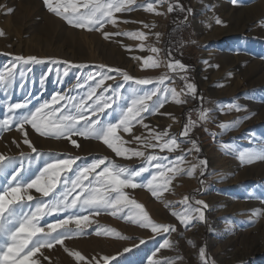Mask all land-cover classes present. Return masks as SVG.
<instances>
[{
  "label": "rangeland",
  "instance_id": "rangeland-1",
  "mask_svg": "<svg viewBox=\"0 0 264 264\" xmlns=\"http://www.w3.org/2000/svg\"><path fill=\"white\" fill-rule=\"evenodd\" d=\"M145 2L146 0H137L138 4ZM168 3H178L185 10L174 8L173 12L168 13L166 3L155 5L157 11L163 13L156 15L138 7L132 12L115 14L116 25L108 23L101 31H89L74 28L63 18L49 12L44 0H0V32L3 33L0 35V72L5 71L16 56H34L45 61L40 64H17L14 85L7 89L0 86V118L6 117L9 102L28 99L31 101L29 108L34 110L54 94L67 93L78 82L83 83L88 74L100 70V65L105 66V72L112 68L127 72L134 78H156L168 72L166 63L169 60H179L190 69L181 75H187L188 82L197 87L195 98L181 94V99L186 103L177 104L169 99L159 113L146 116L143 123L148 128L135 124L130 133H119L129 142L125 147L138 148L145 151L146 155L167 156L169 160H174L179 155L185 156L184 162L179 165L184 171L175 176L168 186L169 190L159 199L143 187L125 190L130 199H135L144 206L154 222L158 223L159 218L165 216L168 224L176 226L173 251L167 250L171 255L157 257L156 249L172 233L144 237L150 229L132 224L121 215L112 216L110 211H101L99 214L86 211L80 213L89 215V226L84 233L66 240L64 246L55 245L51 249L42 250L48 259L41 258V264H77L75 258L64 251V247L79 251L87 258L80 264H87L93 257L100 259L103 256L116 257L110 264H148V258L154 256L155 260H169L172 264H179V261L182 264H195L189 260L186 238L194 240L197 252L205 247L208 264H264V160L242 164L237 158V150L264 149V0H240L236 6L230 0H168ZM255 15L259 16L254 19L257 22L253 21L252 25L244 28L243 22L253 19ZM217 19L222 23L217 24ZM144 24L149 27L145 28ZM179 25L183 29L180 32L178 57L166 59L163 53L165 35L170 27ZM105 31L145 32L150 46L161 50L159 56L164 63L156 69L142 68V59L134 57L144 58L156 54L148 53L146 49L141 51V41L126 36L106 39L103 35ZM157 33L160 34L158 39ZM109 57L112 58V65H108ZM51 60L69 63L53 64ZM66 68L67 76L64 75ZM21 72L24 73L23 76L20 75ZM107 74L116 79L107 80L104 87H115L123 83L122 76L117 72ZM169 74L173 79L166 81V85L180 92L185 82L179 79V75ZM147 87L152 88L153 85ZM102 90L98 89V93ZM83 91L84 89H77L71 94ZM108 94L110 91L106 93ZM233 101L244 106L242 110L229 111L224 107L221 111L218 102L228 104ZM201 109L209 110L207 121L199 120ZM110 118L115 122V116ZM189 119L196 120L197 125L188 137H183L181 133ZM233 121L239 123L231 130L223 131L219 127L221 123ZM149 129L155 132L167 131L168 138H177L180 148L172 153L161 152L159 148H144L133 140L136 135L147 137ZM25 132L38 152L58 153L60 158L79 156L81 159L77 161V165L91 163L94 158L108 157L122 166L137 169L144 166L142 158L117 157L101 141L74 137L80 144L77 148L67 139L41 137L29 125L25 126ZM24 139V132L15 125L0 131V155L15 158L16 168L20 166L22 159L27 168V157H32V167L24 173L26 179H32L50 161L46 155L37 157L24 143ZM191 141L196 142L199 152L192 149ZM226 144L230 145L227 149ZM189 149H192L190 153ZM21 153L24 154L23 158ZM204 159L207 161L206 167L200 166L192 176H188L187 170L192 164L199 165ZM14 170L15 168L7 170L8 178ZM154 171L155 169L150 168L136 182L146 183ZM0 185L7 186L4 177H0ZM29 191L35 198L47 199L36 193L35 189ZM224 194L231 198L226 206L221 202ZM185 196L192 203L203 200L208 205L204 209V222L193 221L185 228L171 215L172 211L182 210L180 201ZM223 208L227 211L223 212ZM68 214L65 212L46 216L41 220V225L64 219ZM69 227L75 229L74 224ZM105 229H114L128 239H120L115 234H96L98 230L103 232ZM141 240L145 243L141 244ZM125 248L130 251L124 252ZM197 264H202L201 258Z\"/></svg>",
  "mask_w": 264,
  "mask_h": 264
},
{
  "label": "snow or ice",
  "instance_id": "snow-or-ice-1",
  "mask_svg": "<svg viewBox=\"0 0 264 264\" xmlns=\"http://www.w3.org/2000/svg\"><path fill=\"white\" fill-rule=\"evenodd\" d=\"M230 2L236 6L240 0H230ZM166 3L168 4V13L173 12L174 8L185 10L182 5L178 3L173 5L168 3V0H146L144 4H138L137 0H44L49 12L63 18L74 28L89 31H101L108 23L116 25L115 14L132 12L138 7H142L147 13L162 15L163 13L158 12L155 5ZM216 23L221 24L222 21L217 19ZM144 27L148 28L149 25L144 24ZM0 35L3 33L0 32ZM103 35L106 39L112 36H126L133 40H139L141 41L139 45L141 51L146 47L143 41L148 38L143 31H117L115 33L105 31ZM159 35L156 34L157 39ZM148 50L156 55L144 58L134 57V59H142V68L144 69L160 68L164 63L159 56L161 50L154 46H148ZM44 62L34 56L14 57V62L5 71L0 72V86L7 89L14 85L17 75L15 69L18 63L40 64ZM51 63L69 62L51 60ZM70 66L85 67V65ZM166 67L168 72L156 78H134L120 69L108 68L107 72L115 71L121 75L123 83L117 84L115 87L112 85L104 87L107 80L116 78L108 75L104 71L105 66L100 65V70L88 74L83 83L78 82L67 93L54 94L50 100L43 101L34 110L29 108L31 101L28 99L23 102L7 104V115L5 118H0V131L15 125L18 130L24 132V143L31 148V151L36 153L37 157L48 156L50 162H46L34 178L26 179L24 173L32 167V157H27V168L23 159L20 166L16 168L15 158L0 155V177H4L7 181V186L0 185V264H41V258L48 259L42 250L51 249L55 245L64 246L66 240L84 233L85 228L89 226V215H80V213L86 211L94 214L110 211L112 216L121 215L123 219L139 225L141 228L150 229L155 234H170L177 231L175 225L154 222L144 206L137 203L135 199H130L125 190L143 187L153 197L159 199L164 192L169 190L168 186L175 176L184 171L179 165L184 162L185 156L179 155L174 160H169L167 156L146 155L145 151L138 148L125 147L129 142L119 134L121 131L130 133L135 124H141L148 128L143 123L146 116L159 113L169 99L177 104H183L186 101L181 99V94L196 97V85L188 82L187 75H181L190 69L179 60H169ZM169 73L179 75V79L185 82L180 92H177L176 88L166 85V81L173 79ZM20 75L23 76L24 73L21 72ZM64 75H68L67 68ZM92 81L95 83H90ZM149 85H153V87L148 88ZM101 88L103 90L98 93V89ZM77 89H84V91L72 95L71 93ZM109 91L110 94L106 95ZM218 105L221 106V111L224 107H227L229 111L233 109L240 111L244 107L237 105L234 101L228 104L218 102ZM208 113V109H201L199 120L207 121ZM112 116L116 117L115 122L110 118ZM238 123L239 121L221 123L219 127L223 131H228ZM26 125H29L41 137L57 140L67 139L77 148L80 147V144L74 137L101 141L117 157L142 158L144 166L138 169L122 166L108 157L94 158L91 163L77 165V161L81 159L79 156L60 158L58 153H40L27 138ZM196 125V120L189 119L184 125L181 136L188 137ZM168 137L167 131L155 132L149 129L147 137L136 135L133 140L139 142L144 148H159L161 152H175L180 148V143L175 136ZM153 141L156 142L153 143ZM191 143L192 149L199 152L200 149L196 142L191 141ZM229 147L230 145H225L226 149ZM192 149L188 150L189 153ZM21 157H24L23 153H21ZM237 158L242 164L264 160V149L237 150ZM74 165L77 166L74 168ZM206 165V159L201 160L199 165L192 164L187 170V175L192 176L198 167H206ZM9 168H15L10 178H8L7 172ZM150 168L155 171L152 172L146 183H137V178L149 172ZM97 169L100 171L97 172ZM203 174L202 168L201 175ZM32 189L47 199L35 198L29 191ZM180 204L183 206L182 210L172 211L171 215L185 228L190 226L193 221H205L204 209L208 205L203 200H195L192 203L190 198L185 196ZM65 212L69 213L66 218L47 223L44 226L41 225V220L44 217ZM70 224H74L75 229L69 227ZM96 234H115L120 239H128V237L115 232L114 229H105L103 232L98 230ZM140 243L143 244L145 241L141 240ZM168 247H171V244L166 238L156 251ZM64 251L74 257L77 264L87 259L79 251H71L67 247H64ZM128 251H130L129 248L124 249V252ZM199 255L202 264H208L205 247L200 248ZM115 259L116 257L111 256H103L100 259L93 257L87 261V264H110ZM148 264H172V262L169 260L159 261L149 257Z\"/></svg>",
  "mask_w": 264,
  "mask_h": 264
},
{
  "label": "bare ground",
  "instance_id": "bare-ground-1",
  "mask_svg": "<svg viewBox=\"0 0 264 264\" xmlns=\"http://www.w3.org/2000/svg\"><path fill=\"white\" fill-rule=\"evenodd\" d=\"M254 9V8H253ZM254 11L256 12L257 9H254ZM259 16L255 15L253 17V19L251 20H245L243 22L244 24V28L247 27L248 25H252L253 24V21H256L257 20H254L256 18H258ZM249 37H253L252 35H249ZM145 49L146 51L149 53L150 51L148 50V46H150V44L148 43V40H145ZM108 65H112V58L109 57V60H108ZM231 200L230 196L228 194H224L222 197H221V202L224 206H226L227 202ZM220 202V203H221ZM227 209L226 208H223V212H226ZM154 220V218H152ZM163 220V221H161ZM159 222L160 223H164V224H168V219L164 216V217H161L159 218ZM158 222V223H159ZM148 230V229H147ZM155 233H153L151 230H149V232H147V234H145L144 237H151L153 236ZM175 234V232H172V236H170L168 239L170 241V244H171V247H168V248H163V249H160L158 251V253L156 254L157 257H166L168 255H171V254H168L167 250H170V251H173V243H174V238H173V235ZM162 234H159V236H161ZM159 238H162V237H159ZM157 240V239H156ZM162 240V239H161ZM194 240L192 238H186V247L188 248V251H187V254L189 256V260L190 262L192 263H195L197 264L199 261H200V255H199V252L195 251V244H194ZM158 248H159V245H158ZM156 256L153 257V259H156ZM170 259V258H169ZM183 262L182 261H179V264H182Z\"/></svg>",
  "mask_w": 264,
  "mask_h": 264
},
{
  "label": "trees",
  "instance_id": "trees-1",
  "mask_svg": "<svg viewBox=\"0 0 264 264\" xmlns=\"http://www.w3.org/2000/svg\"><path fill=\"white\" fill-rule=\"evenodd\" d=\"M182 1H186V0H182ZM175 14L178 15L176 11H175ZM182 29H183V26L179 25V26H172L167 31L164 41H163V53L166 59H169V57L171 56L178 57L180 32Z\"/></svg>",
  "mask_w": 264,
  "mask_h": 264
}]
</instances>
